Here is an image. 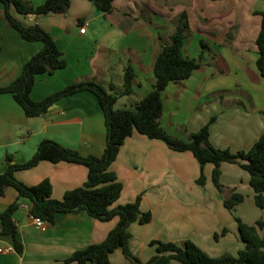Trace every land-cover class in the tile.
<instances>
[{
  "label": "crops",
  "instance_id": "1",
  "mask_svg": "<svg viewBox=\"0 0 264 264\" xmlns=\"http://www.w3.org/2000/svg\"><path fill=\"white\" fill-rule=\"evenodd\" d=\"M27 1L36 6L44 0ZM112 6L111 12L102 13L91 0H71L61 14L22 16L12 10L24 24H38L48 32L66 60L63 69L36 79L32 99L41 100L69 83L86 79L99 81L108 91L112 84L120 92L123 69L131 63L135 70L132 91L119 96L114 107H133L152 88L158 38L166 40L179 14L185 12L189 29L190 20L194 21L198 44L203 40L207 47L198 69L164 89L160 123L168 133L186 139L215 117L209 126L213 146L232 152L250 148L264 130V79L255 69L261 21L256 12L264 11V0H112ZM85 23L86 30L80 33ZM185 41L183 55L197 58L201 48H194L191 55ZM0 43V85L16 78L22 65L42 48L41 42L25 41L7 25L1 4ZM222 92L224 96L218 95ZM44 139L83 155L100 156L105 128L96 98L79 92L58 100L42 115L27 117L11 95L1 94L0 173L6 167V155L12 163H23ZM110 169L122 183L114 205L131 202L141 194L140 209L151 213L148 223L129 226L130 248L142 261L155 253L149 245L152 239L177 243L190 239L210 256L223 252L236 255L244 244L237 235L235 217L248 224L258 220L249 218L243 209L247 203L256 205L249 174L236 163L220 165L221 184L244 195L232 211L223 205L225 192L212 182L211 163L203 166L205 183L201 186L196 183L200 166L190 151H174L162 140L136 130L125 138ZM14 174L27 185L47 179L51 196L61 199L67 190L84 183L87 168L42 160ZM15 201L21 203L13 219L15 238L22 249L17 251L13 237L0 232V264H59L73 251L102 241L117 222L116 217L102 221L79 211L58 213L53 224L45 222L44 228H38L24 207L27 202L19 199L12 187L0 195V212ZM260 209L264 211V207ZM223 228L228 231L214 239V233ZM258 233L263 235L264 227ZM109 259L112 264H132L120 248L110 253Z\"/></svg>",
  "mask_w": 264,
  "mask_h": 264
},
{
  "label": "trees",
  "instance_id": "2",
  "mask_svg": "<svg viewBox=\"0 0 264 264\" xmlns=\"http://www.w3.org/2000/svg\"><path fill=\"white\" fill-rule=\"evenodd\" d=\"M70 1L44 0L41 4L33 6L27 0H0L7 25L23 40L42 43V48L22 65L16 78L0 85V95H11L27 117H35L46 113L62 98L84 91L91 93L96 98L103 115L105 128L103 152L100 156L83 155L57 141L44 139L38 143L32 156L23 163H12L11 157L6 155V167L0 173V195H3L8 187L14 188L18 198L25 200L29 205V214L49 224H53L58 213L79 211H85L102 221L117 218L115 226L108 231L102 241L73 251L59 264H112L109 255L116 248H120L124 257L132 264H264V234L258 233V229L264 227V220L261 219L248 224L235 217L237 235L244 244L236 255L223 252L218 256H210L190 239L181 243L152 239L149 245L154 247L155 253L146 261H142L132 252L129 243L131 238L129 226L133 222L148 223L151 213L140 209L141 194L131 202L114 205L120 197L122 183L117 179L116 173L110 169V165L116 159L126 137L136 130L150 139L162 140L174 151H190L200 166L196 183L201 186L205 183L203 166L211 163L212 182L217 190L225 192L223 205L232 211L244 200V195L232 188L228 190L221 184L222 162L236 163L247 171L249 184L254 192V203L259 208L264 207V130L250 148L232 152L227 148H217L210 142L209 126L215 117H211L197 131L189 133L186 139L174 136L162 127L160 117L163 110L164 89L170 83H180L187 79L194 70L198 69L202 64L203 51L207 47L205 42L200 40L202 52L197 58L183 55L182 45L189 30L185 12L179 14L175 29L168 39L158 38L160 49L154 58L152 88L133 107H114L119 96L128 95L132 91L135 70L131 63L123 69V86L120 92L116 91L112 84L109 87L111 91H108L99 81L86 79L69 83L41 100L32 99L30 94L36 79L41 75H51L56 70L63 69L66 67V60L48 32L38 24H24L12 10L22 16L61 14L67 11ZM91 1L96 10L102 13H109L113 9L112 0ZM256 13L261 16V21L256 38L255 67L264 79V11ZM42 160L81 164L87 168V178L81 186L67 190L61 199L51 196L52 187L47 179L35 185H27L16 178L14 174L16 170L31 168ZM20 205L19 201H15L0 212V232L13 237L17 251H21L22 246L15 238L17 227L13 214ZM227 231V228H223L219 233L215 232L214 239L218 240L220 235H224Z\"/></svg>",
  "mask_w": 264,
  "mask_h": 264
},
{
  "label": "rangeland",
  "instance_id": "3",
  "mask_svg": "<svg viewBox=\"0 0 264 264\" xmlns=\"http://www.w3.org/2000/svg\"><path fill=\"white\" fill-rule=\"evenodd\" d=\"M193 22L192 20H190V29L187 31V34H186V41H185V44H187L188 46V51L191 55H194L192 53H194V48H196L197 46L200 47V45L198 44V36L196 35L197 34V31L195 30V28L193 27ZM171 31H173V28L171 29ZM168 39V38H167ZM201 48V47H200ZM222 65V68L224 69V65L223 64H220ZM256 69V67H255ZM257 70V69H256ZM258 72V71H257ZM261 77V76H260ZM218 95H221V96H224L225 94L222 92V93H218ZM123 99L119 100L118 103L120 104L122 102ZM224 192V191H223ZM249 204L248 205H244L243 206V209L246 210V213L247 215L249 216V218H252L254 216L257 217V219H261L262 217H264V211H260L262 209L250 204V203H247ZM237 214V212H235ZM247 221V220H246ZM246 223V222H245Z\"/></svg>",
  "mask_w": 264,
  "mask_h": 264
},
{
  "label": "built area",
  "instance_id": "4",
  "mask_svg": "<svg viewBox=\"0 0 264 264\" xmlns=\"http://www.w3.org/2000/svg\"><path fill=\"white\" fill-rule=\"evenodd\" d=\"M86 23L85 24H82L81 26H80V28H79V32L80 33H83L85 30H86ZM24 207L25 208H29V205L28 204H25L24 205ZM33 219H34V223H35V225L38 227V228H44V226H45V221L44 220H42V219H40V218H38V217H33Z\"/></svg>",
  "mask_w": 264,
  "mask_h": 264
},
{
  "label": "water",
  "instance_id": "5",
  "mask_svg": "<svg viewBox=\"0 0 264 264\" xmlns=\"http://www.w3.org/2000/svg\"><path fill=\"white\" fill-rule=\"evenodd\" d=\"M29 15H32V14H29Z\"/></svg>",
  "mask_w": 264,
  "mask_h": 264
}]
</instances>
